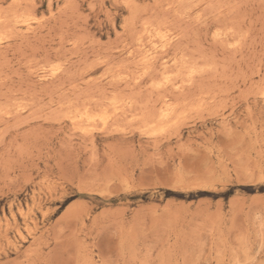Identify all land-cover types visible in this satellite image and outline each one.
I'll return each instance as SVG.
<instances>
[{"label":"rangeland","instance_id":"374dc122","mask_svg":"<svg viewBox=\"0 0 264 264\" xmlns=\"http://www.w3.org/2000/svg\"><path fill=\"white\" fill-rule=\"evenodd\" d=\"M201 1L0 0V264H264V0Z\"/></svg>","mask_w":264,"mask_h":264},{"label":"bare ground","instance_id":"6f19581e","mask_svg":"<svg viewBox=\"0 0 264 264\" xmlns=\"http://www.w3.org/2000/svg\"><path fill=\"white\" fill-rule=\"evenodd\" d=\"M20 1H22V0H20ZM24 1V0H23ZM31 1V0H30ZM186 1V0H185ZM192 1V0H191ZM203 1V0H202ZM201 1V2H202ZM217 1V0H216ZM206 2V1H205ZM20 3V2H19ZM168 3H170V2H168ZM209 3V2H208ZM217 3H218V1H217ZM234 3V2H233ZM25 4H26V2H25ZM213 4V3H212ZM182 5H183V1H182ZM185 5V4H184ZM222 5V4H221ZM178 6V5H177ZM206 6V5H205ZM8 7H10V6H8ZM170 7V6H169ZM232 7V6H231ZM26 8V7H25ZM220 8H222V7H220ZM13 9V8H12ZM30 9V8H29ZM211 9V8H210ZM217 11V10H216ZM19 13V12H18ZM25 13V12H24ZM174 13V12H173ZM229 13V12H228ZM12 14V13H11ZM175 14V13H174ZM5 15V14H4ZM15 15H17V14H15ZM220 15V14H219ZM19 17L18 18H16L17 20H15L18 24L20 23V24H23L24 26H25V28L28 30V31H33V29L35 30V28H36V26H35V23H37V20H39V17H38V19H37V17H33L32 15V17H30V15H24L25 17H23V15H22V17H20V15H18ZM6 17V16H5ZM8 18H9V16H8ZM182 18V17H181ZM180 18V19H181ZM4 19V18H3ZM7 19V18H6ZM10 19H11V17H10ZM15 19V18H14ZM14 19H11V20H13L14 21ZM163 19V18H162ZM189 19V18H188ZM8 20V19H7ZM193 20V19H192ZM230 20V19H229ZM1 21V20H0ZM6 21V20H5ZM164 21V20H163ZM12 22V21H11ZM11 22H9V23H11ZM40 22V21H39ZM162 22V21H161ZM165 22V21H164ZM229 22V21H228ZM152 23V22H151ZM1 24V23H0ZM8 24V23H7ZM13 24V23H12ZM41 24V23H40ZM39 24V25H40ZM148 24H149V22H148ZM156 24H157V22H156ZM162 24H164V26H167V25H165V23H162ZM178 24V23H177ZM40 26H42V25H40ZM45 26V25H44ZM154 26V25H153ZM157 26V25H156ZM155 26V27H156ZM175 26V25H174ZM12 27V26H11ZM14 27V26H13ZM13 27H12V29H13ZM143 27V26H142ZM148 27V26H147ZM234 27V26H233ZM40 28V27H39ZM149 28H150V26H149ZM161 28V27H160ZM176 28V27H175ZM178 29V28H177ZM221 29V28H220ZM234 29V28H233ZM237 29H239V31L240 32H242L241 31V29L240 28H238L237 27ZM149 30V29H148ZM156 30V29H155ZM158 30V29H157ZM164 30H165V28H164ZM235 30V29H234ZM21 31V30H20ZM25 30H23V32H24ZM238 31V30H237ZM237 31H235V32H237ZM11 32H13V31H11ZM170 32V31H169ZM151 33V32H150ZM229 33V32H228ZM244 33V32H243ZM7 34H9L10 35V33H7ZM134 34V33H133ZM141 34V33H140ZM170 34V33H169ZM1 35V34H0ZM139 35V34H138ZM142 35V34H141ZM154 36L156 35V34H153ZM168 35V34H167ZM184 35V34H183ZM225 35H226V33H225ZM242 35V34H241ZM245 35V34H244ZM16 36H17V34H16ZM143 36H145V35H143ZM148 36V35H147ZM177 36V35H176ZM4 37H5V35H4ZM63 37V36H62ZM79 37V36H78ZM146 37V36H145ZM234 37V36H233ZM242 37H244V36H242ZM6 38H7V36H6ZM158 38H159V36H158ZM197 38H198V36H197ZM213 38V37H212ZM221 38H222V36H221ZM24 39V38H23ZM143 39V38H142ZM173 39V36H172V38H168L166 41H165V43H163L162 45H161V48L160 49H164L166 46H168V44H170V42H171V40ZM224 39V38H223ZM1 40H3V37H0V42H1ZM75 40H77V39H75ZM134 40V39H133ZM150 40V39H149ZM148 40V41H149ZM157 40V39H156ZM178 40V39H177ZM215 40V39H214ZM144 42V41H143ZM152 42V41H151ZM156 42V41H155ZM162 42V41H161ZM226 42V41H225ZM141 43V42H140ZM139 43V44H140ZM159 43V42H158ZM138 44V45H139ZM147 44V43H146ZM28 45V44H27ZM128 45V44H127ZM133 45V44H132ZM151 45V44H150ZM156 45H157V43H156ZM152 46V45H151ZM79 48V47H78ZM159 48V47H158ZM186 48V47H185ZM21 49V48H20ZM133 49V48H132ZM135 50V49H134ZM152 51V50H151ZM162 51V50H161ZM84 52V51H83ZM155 52H156V50H155ZM154 52V53H155ZM190 52V51H189ZM146 53H147V51H146ZM154 53H151V57H154ZM134 54V53H133ZM144 54V53H143ZM160 54V53H159ZM164 54H166V50H165V53ZM75 55V54H74ZM77 55V54H76ZM139 55H140V53H139ZM142 55V54H141ZM140 55V56H141ZM163 55V54H162ZM149 56V55H148ZM87 58V57H86ZM149 58V57H148ZM179 58V57H178ZM139 59H141V57L139 58ZM150 59V58H149ZM151 59H153V58H151ZM170 59V58H169ZM123 60V59H122ZM143 60V59H142ZM157 60V59H156ZM168 60V59H167ZM177 60V59H176ZM184 60V59H183ZM192 60V59H191ZM81 61V60H80ZM139 61V60H138ZM148 61V60H147ZM179 61H180V59H179ZM190 61V60H189ZM212 61V60H211ZM216 61V60H215ZM19 62V61H18ZM35 62H37V61H35ZM95 62V61H94ZM149 62H151V61H149ZM161 62V61H160ZM175 62V61H174ZM173 62V63H174ZM188 62V61H187ZM186 62V63H187ZM206 62V61H205ZM91 63H92V61H91ZM165 63V62H164ZM131 64V63H130ZM141 64V63H140ZM146 64H147V62H146ZM161 64V63H160ZM163 64V63H162ZM162 64H161V66H162ZM181 64H182V62H181ZM53 65V64H52ZM144 65V64H143ZM167 65H170V64H167ZM183 65V64H182ZM117 66V65H116ZM145 67L147 66V65H144ZM150 66V65H149ZM154 66V65H153ZM161 66H159V67H161ZM188 67H189V65H187ZM205 66V65H204ZM41 67V66H40ZM52 67V66H51ZM74 67V66H73ZM142 67V66H141ZM145 67H142V68H145ZM152 67V66H151ZM174 67H175V65H174ZM183 67V66H182ZM116 68V67H115ZM119 68V67H118ZM121 68V67H120ZM119 68V69H120ZM123 68V67H122ZM146 68H149V67H146ZM166 68H167V66H166ZM165 68V69H166ZM65 69V68H64ZM118 69V70H119ZM153 69H155V67H153ZM189 69V68H188ZM191 69V68H190ZM62 70V66H61V64L60 65H57V66H55L54 68H52V70L50 71V73H51V75H56L57 73H59V71H61ZM85 70V69H84ZM88 70V69H87ZM105 70H106V68H105ZM110 70V69H109ZM116 70V69H115ZM115 70L113 71V73L115 72ZM179 70V69H178ZM187 70V69H186ZM195 70V69H194ZM31 71V70H30ZM35 71V70H34ZM46 71H48V70H46ZM117 71V70H116ZM44 72V71H43ZM118 72V71H117ZM163 72H164V70H163ZM163 72H160V73H163ZM170 72V71H169ZM179 72V71H178ZM189 72V71H188ZM192 72V71H191ZM190 72V73H191ZM62 73V72H61ZM65 73V72H64ZM81 73V72H80ZM102 73H103V71H102ZM159 73V74H160ZM167 73V72H166ZM171 73H173V72H171ZM175 73V72H174ZM195 73H196V70H195ZM194 73V74H195ZM2 74V73H1ZM63 74V73H62ZM133 74V73H132ZM168 74V73H167ZM179 74V73H178ZM177 74V75H178ZM105 75V74H104ZM117 75V74H116ZM119 75V74H118ZM117 75V76H118ZM147 75V74H146ZM160 75H162V74H160ZM176 75V76H177ZM190 75V74H189ZM192 75H193V73H192ZM192 75H191V77L190 78H192ZM174 76V75H173ZM172 77V76H171ZM178 77V76H177ZM40 78H42V74H41V77ZM115 77H113V79H114ZM126 78V77H125ZM175 78V77H174ZM43 79H45V78H43ZM47 79V78H46ZM172 78H170V76L169 75H167L166 77H165V80L166 81H170ZM65 80V79H64ZM115 80V79H114ZM173 80V79H172ZM183 80H185V79H183ZM72 81V80H71ZM118 81V80H117ZM163 81V80H162ZM161 81V82H162ZM175 81V80H174ZM174 81H171V82H174ZM186 81V80H185ZM185 81H183V82H185ZM193 81V80H192ZM122 82V81H121ZM152 82H154V80L152 81ZM182 82V81H181ZM194 82V81H193ZM118 83V82H117ZM164 83V82H163ZM170 83V82H169ZM62 84V83H61ZM170 84H172V83H170ZM34 85V84H33ZM59 85V84H58ZM158 85V84H157ZM163 85V84H162ZM165 85H166V83H165ZM182 85V84H181ZM180 85V86H181ZM1 86V85H0ZM72 86V85H71ZM183 86V85H182ZM59 87V86H58ZM189 87V86H188ZM1 88V87H0ZM86 88H87V86H86ZM162 88H164V87H162ZM161 88V89H162ZM159 89V88H158ZM17 90V89H16ZM87 90V89H86ZM52 91V90H51ZM17 92V91H16ZM89 93V92H88ZM215 93V92H214ZM24 94V93H23ZM133 94V93H132ZM205 94V93H204ZM1 95V94H0ZM135 95V94H134ZM30 96V95H29ZM116 96V95H115ZM206 96H207V94H206ZM118 97H119V95H118ZM137 97V96H136ZM162 97V96H161ZM183 97H185V96H183ZM20 98V97H19ZM116 98V97H115ZM122 99H124L123 97H121ZM14 99V98H13ZM32 99V98H31ZM119 99H120V97H119ZM122 99H120V100H122ZM147 99V98H146ZM178 99V98H177ZM199 99V98H198ZM223 99V98H222ZM23 100V99H22ZM51 100V99H50ZM106 100V99H105ZM164 100V99H163ZM166 100V99H165ZM65 101V100H64ZM98 101V100H97ZM128 101V100H127ZM205 101V100H204ZM60 102V101H59ZM118 102H119V100H118ZM118 102H116V104L118 103ZM121 102V101H120ZM122 102H123V104H126V103H124V101L122 100ZM130 102V101H129ZM198 102V101H197ZM115 103V102H114ZM131 103V102H130ZM177 103V102H176ZM181 103V102H180ZM20 104H22V103H20ZM24 104V103H23ZM30 104V103H29ZM172 104H175V103H172ZM171 104V105H172ZM192 104V103H191ZM220 104V103H219ZM26 107H27V105L26 104H24ZM65 105V104H64ZM106 105V104H105ZM177 105H179V104H177ZM70 106V105H69ZM102 106V105H101ZM121 106V105H120ZM164 106V105H163ZM185 106V105H184ZM192 106V105H191ZM200 106V105H199ZM17 107H20L19 105L17 106ZM23 107V106H22ZM72 107V106H71ZM107 107V106H106ZM112 107V106H111ZM116 106H114V108H115ZM161 107H162V105H161ZM103 108V107H102ZM108 108H110V106L108 107ZM119 109H120V107H118ZM117 108V109H118ZM128 108H130V107H128ZM159 108V107H158ZM176 108H178V107H176ZM175 108V109H176ZM182 108V107H181ZM4 109V108H3ZM69 109V108H68ZM99 109V108H98ZM107 109V108H106ZM121 109H122V106H121ZM161 109V108H160ZM173 109H174V107H173ZM187 109V108H186ZM189 109V108H188ZM198 109V108H197ZM6 110V109H5ZM32 110V109H31ZM52 110V109H51ZM54 110V109H53ZM91 110H92V108H91ZM124 110V109H123ZM159 110V109H158ZM206 110V109H205ZM10 111V110H9ZM9 111H6V112H8L9 113ZM69 111V110H68ZM89 111H90V108H89ZM108 111V110H107ZM112 111V110H111ZM146 112V111H145ZM173 112V110L172 109H164L163 111H162V113L160 114V116H162V117H168L171 113ZM174 112H176L175 110H174ZM15 113V112H14ZM30 113H32V112H30ZM107 113V112H106ZM106 113H97V114H91V113H89L88 111H85V112H81V113H79V114H77V115H74V116H72V118L73 119H75V120H85V121H88V122H97L98 123V121L101 123H103L104 125H106L107 124V122H108V120H109V117L111 118V116H109L108 114H106ZM109 113V112H108ZM111 113V112H110ZM114 113V112H113ZM136 113V112H135ZM142 113H143V111H142ZM182 113H184V112H182ZM59 114V113H58ZM67 114H69V113H67ZM122 114V113H121ZM174 114V113H173ZM173 114H171L170 116H172ZM176 115H177V112L175 113ZM179 114V113H178ZM12 115V114H11ZM15 115H17V114H15ZM31 115H33V114H31ZM63 115H64V113H63ZM116 115H117V113H116ZM115 115V116H116ZM133 115V114H132ZM131 115V116H132ZM190 115V114H189ZM41 116V115H40ZM130 116V117H131ZM142 116V115H141ZM134 117V116H133ZM136 117V116H135ZM138 117H139V115H138ZM157 117V116H156ZM175 117H177V116H175ZM175 117H174V119H175ZM158 118V117H157ZM143 119V118H142ZM168 119V118H167ZM172 119V118H171ZM177 119V118H176ZM175 119V120H176ZM179 119V118H178ZM177 119V120H178ZM182 119V118H181ZM156 120V119H155ZM166 120V119H165ZM168 120H170V119H168ZM174 120V121H175ZM1 121V120H0ZM129 121V120H128ZM152 121V120H151ZM172 120H170V122H171ZM180 121V120H179ZM144 122V121H143ZM153 122V121H152ZM102 123H101V125H102ZM153 123H156V121L155 122H153ZM166 124L168 123V122H165ZM172 123V122H171ZM145 124H147L148 125V123H144V125ZM151 124V123H150ZM98 125V124H97ZM96 125V126H97ZM156 125V124H155ZM154 125V126H155ZM159 125V124H158ZM161 125H164L163 123L161 124ZM181 125V124H180ZM151 126V125H150ZM165 126V125H164ZM167 126V125H166ZM165 126V127H166ZM93 127H94V125H93ZM102 127H103V125H102ZM105 127V126H104ZM164 127V128H165ZM149 128V127H148ZM155 128V127H154ZM158 128V127H157ZM173 128V127H172ZM151 129V127L149 128V130ZM163 129V128H162ZM86 130V129H85ZM157 130V129H156ZM169 130V129H168ZM87 131V130H86ZM151 131V130H150ZM155 131V130H154ZM157 131H161V130H157ZM165 131H167V130H165ZM164 132V131H163ZM151 133V132H150Z\"/></svg>","mask_w":264,"mask_h":264}]
</instances>
